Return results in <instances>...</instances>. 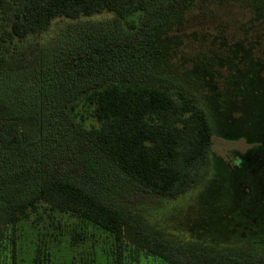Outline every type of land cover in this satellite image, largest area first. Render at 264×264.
I'll list each match as a JSON object with an SVG mask.
<instances>
[{
  "label": "rangeland",
  "instance_id": "1",
  "mask_svg": "<svg viewBox=\"0 0 264 264\" xmlns=\"http://www.w3.org/2000/svg\"><path fill=\"white\" fill-rule=\"evenodd\" d=\"M186 2H174L170 16ZM104 19L114 24L108 13L55 20L43 35L17 43L28 69L16 83L19 95L22 101L36 102L38 115L50 126L49 138L45 135L36 149L37 168L54 166L77 176L159 237L226 247L264 239V0L200 2L173 18L164 35L170 40L142 43L147 57H165L164 70L197 95L214 128L211 167L177 198L143 190L68 127L70 106L78 120L87 117L80 92L116 77L125 62L138 68L146 61L137 56V43L70 39ZM140 19L132 17L129 24ZM121 28L127 30L123 22ZM79 229L91 236L72 248L71 235ZM16 234V264H33L36 245L47 252L49 264H68L76 257L80 264H112L109 236L68 215L42 208L20 223ZM9 236L6 229L0 235V264H10ZM139 264L164 263L144 257Z\"/></svg>",
  "mask_w": 264,
  "mask_h": 264
},
{
  "label": "trees",
  "instance_id": "2",
  "mask_svg": "<svg viewBox=\"0 0 264 264\" xmlns=\"http://www.w3.org/2000/svg\"><path fill=\"white\" fill-rule=\"evenodd\" d=\"M205 1L214 0H187L171 17L177 0H0V235L10 231V264H16L17 226L42 208L106 233L112 241V264H139L144 257L164 264H264V239L226 247L159 237L77 176L54 166L38 169L36 149L45 135L49 138L50 126L38 115L36 102L21 100L16 84L28 70L17 43L43 35L55 20L112 15L114 24L105 19L89 23L70 39L137 43V56L146 61L138 68L126 67L124 61L116 77L80 92L87 117L78 120L70 106L68 127L143 190L177 198L211 167L214 128L197 95L164 70L165 57H147L142 43L170 40L164 35L173 18ZM138 15L137 25H130L129 19ZM89 236L83 229L75 231L72 248ZM40 248L36 245L33 264H49ZM75 259L68 264H80Z\"/></svg>",
  "mask_w": 264,
  "mask_h": 264
}]
</instances>
